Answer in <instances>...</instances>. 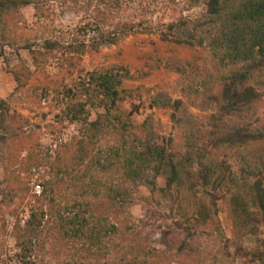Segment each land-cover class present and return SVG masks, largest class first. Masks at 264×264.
Instances as JSON below:
<instances>
[{
	"label": "rangeland",
	"instance_id": "rangeland-1",
	"mask_svg": "<svg viewBox=\"0 0 264 264\" xmlns=\"http://www.w3.org/2000/svg\"><path fill=\"white\" fill-rule=\"evenodd\" d=\"M206 7L203 3L191 6L188 0H31L0 16V204L2 193L11 185V174L6 175L3 161L12 151L19 156L15 170L22 180L26 178V183L18 184L21 191H9L5 205H0V227L6 230L0 235V264H80L77 255L70 256L73 245L53 232L58 221L55 205L69 196L53 165L65 150L71 156L78 153L71 142L82 137L85 125L82 120H71L69 105L86 99L81 91L83 84L89 83L91 71L115 67L123 73L130 68L126 86L133 94L118 101L119 111L134 124L142 115L153 116L161 122L159 141L172 139L178 148L181 130L173 126L171 109L152 107L150 96L157 89H167L174 99L187 100L182 92L184 74L167 62L172 58L176 61V57L191 58V53L188 45L176 49L164 36L170 33L171 24L180 21L192 27ZM207 67L201 66L202 80ZM192 71L196 76L197 67ZM17 88L21 91L16 92ZM70 92L76 97L69 96ZM42 95H49V102L54 100L57 106L45 100L41 104L33 101ZM199 97L201 104L189 107L196 118L206 123L214 115L224 129H244L249 123L252 137L216 153L217 175L195 177V192L187 189L189 197H195L191 208L181 205V190L168 189L165 174L157 175L154 185L130 183L132 199L124 204L128 223L136 236L167 254L168 264H183L188 254L198 264H263L264 225L244 229L243 215L236 212L234 200L238 192L247 195L258 178L249 173L251 167L242 168L241 150L248 149L258 166L264 160V95L252 113L254 117L248 114L247 118L235 116L233 111L203 108L204 95ZM5 104L10 115L3 122ZM105 112L103 107L92 111L89 121ZM207 126L211 130L212 126ZM100 143L105 146L106 140ZM29 156L33 164L27 172L22 168ZM235 176L240 191L233 185ZM247 196L239 203L250 207L246 215L259 218L258 208ZM36 204L43 212L39 235L32 251L22 250L13 231L17 222L26 223Z\"/></svg>",
	"mask_w": 264,
	"mask_h": 264
},
{
	"label": "trees",
	"instance_id": "trees-1",
	"mask_svg": "<svg viewBox=\"0 0 264 264\" xmlns=\"http://www.w3.org/2000/svg\"><path fill=\"white\" fill-rule=\"evenodd\" d=\"M30 3L31 0H0V16ZM188 3L191 6L203 3L207 7L193 20L192 27H187V21H180L171 24L170 33L164 36L165 40L174 42L176 49L188 45L191 53V58L176 57V61L172 58L167 62L184 74L182 82L186 85L182 92L187 100L182 97L174 99L167 89H157L150 96L152 107L171 109L173 126L181 130L182 141L178 148L172 139L163 142L167 145L159 141L161 122L153 116L142 115L140 122L134 124L119 111L118 101L133 94L126 86L130 68L123 73L115 71V67L91 71L89 83H84L81 91L86 99L69 105L71 120H82L85 126L82 137H75L71 142L78 153L71 156L65 150L53 165L57 180L64 182L69 192V196L62 197L59 206L55 205L58 221L53 232H57L62 241L73 245L70 256L77 255L80 264H168L167 254L136 236L128 223L124 204L132 199L133 186L130 183L154 185L155 177L165 174L168 189L172 192L181 190L184 203L181 205L191 208L195 197L190 198L187 191L195 192V177L217 175L216 153L225 146L227 150L240 146L253 135L249 123L244 129H224L214 115L205 123L196 118L189 107L201 104L199 95L202 94L203 108L210 106L223 113L233 111L235 116L242 118L252 115L264 95V0H188ZM203 64L209 69L204 73L205 80L200 78ZM194 66L198 70L196 76L192 75L193 71L190 73ZM215 83L217 87H213ZM256 85L263 90L259 91ZM18 91L21 90L17 88ZM68 95L76 97L73 92ZM49 97L42 95L33 101L41 104L45 100L51 104ZM51 105L57 106L54 100ZM101 107L106 112L99 113L95 121H89L91 112H98ZM2 108L1 119L6 121L10 113L6 104ZM207 124L212 126L211 130ZM213 138L216 140L209 147ZM102 140H106L105 146L100 143ZM3 141L8 143L5 137ZM248 152V149L240 152L242 168L251 167L249 173L258 178L252 190L248 189V196L238 192L234 200L236 212L246 216H242L244 229L259 223L264 225V160L258 166ZM18 158L12 151L3 161L6 175L11 174V185L2 193L4 197L0 205H5L9 191H21L18 184L26 183V178L22 180L14 167ZM25 161L22 169L28 172L30 163L33 164L31 156ZM233 185L240 191L237 176ZM245 195L258 208L259 218L246 215L250 207L239 203ZM42 217L43 212L36 204L25 224L16 223L13 233L22 250L32 251ZM186 221L191 222L190 218ZM5 233L6 230L0 227V235ZM185 250L186 247L182 246V251ZM183 258V264H198L192 254Z\"/></svg>",
	"mask_w": 264,
	"mask_h": 264
}]
</instances>
